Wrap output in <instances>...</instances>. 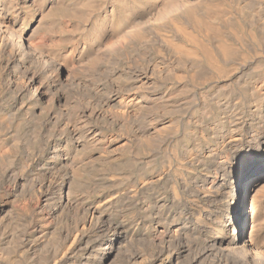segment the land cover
<instances>
[{"label": "bare ground", "instance_id": "6f19581e", "mask_svg": "<svg viewBox=\"0 0 264 264\" xmlns=\"http://www.w3.org/2000/svg\"><path fill=\"white\" fill-rule=\"evenodd\" d=\"M0 264H264V0H0Z\"/></svg>", "mask_w": 264, "mask_h": 264}, {"label": "rangeland", "instance_id": "374dc122", "mask_svg": "<svg viewBox=\"0 0 264 264\" xmlns=\"http://www.w3.org/2000/svg\"><path fill=\"white\" fill-rule=\"evenodd\" d=\"M43 34L44 33L42 31H38V32L34 33V36L31 39H29V42H31V43L32 42L33 43L39 42L40 40H42Z\"/></svg>", "mask_w": 264, "mask_h": 264}]
</instances>
